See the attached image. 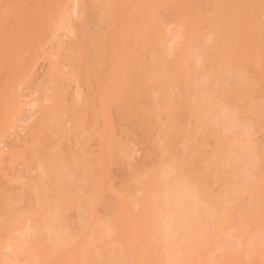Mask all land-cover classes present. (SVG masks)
Instances as JSON below:
<instances>
[{
    "label": "rangeland",
    "instance_id": "rangeland-1",
    "mask_svg": "<svg viewBox=\"0 0 264 264\" xmlns=\"http://www.w3.org/2000/svg\"><path fill=\"white\" fill-rule=\"evenodd\" d=\"M0 100V264H264V0H0Z\"/></svg>",
    "mask_w": 264,
    "mask_h": 264
},
{
    "label": "clouds",
    "instance_id": "clouds-1",
    "mask_svg": "<svg viewBox=\"0 0 264 264\" xmlns=\"http://www.w3.org/2000/svg\"><path fill=\"white\" fill-rule=\"evenodd\" d=\"M225 135H232L235 137V148L240 152H249L254 146L252 144V129L251 126L240 122L238 117H233L225 122L223 127ZM208 211V207L202 204H196L193 211ZM166 246L170 247L173 251L178 252L184 243L182 230L170 232L162 241ZM169 264H180L179 257L169 261Z\"/></svg>",
    "mask_w": 264,
    "mask_h": 264
},
{
    "label": "bare ground",
    "instance_id": "bare-ground-1",
    "mask_svg": "<svg viewBox=\"0 0 264 264\" xmlns=\"http://www.w3.org/2000/svg\"><path fill=\"white\" fill-rule=\"evenodd\" d=\"M1 94H2V96L4 95V93H1ZM5 96H6V95H5ZM10 98H11V97H10ZM3 100H4V99H3ZM0 101H1V100H0ZM1 102H3V101H1ZM6 102H7V101H6ZM3 103H4V102H3ZM9 103H10V102H9ZM1 104H2V103H1ZM4 105H6V104L4 103ZM4 105H3V106H4ZM1 106H2V105H1ZM10 106H11V105H10ZM12 106H13V105H12ZM12 106H11V109H12ZM4 109H5V108H4ZM4 109H1V112L4 111ZM6 109H7V108H6ZM6 109H5V111H4L5 114L3 113L4 115H6V112H7ZM8 109H9V108H8ZM10 111H11V110H10ZM1 112H0V113H1ZM9 114H10V113H9ZM9 114H8V115H9ZM4 115H3V117H4ZM1 117H2V115H0V119H3V117H2V118H1ZM4 118H6V117H4ZM7 118H8V116H7ZM3 120H4V119H3ZM1 127H2V126H1ZM1 127H0V128H1ZM5 128H6V127H5ZM1 130H2V129H1ZM179 198H180V197H179ZM170 200H171V199H170ZM174 200H175V199H174ZM166 201L168 202V200H166ZM171 201H172V200H171ZM180 201H181V200H180ZM165 205H166V204H165ZM162 211H163V210H162ZM169 218H170V217H169ZM165 219L167 220V218H165ZM167 222H168V220H167Z\"/></svg>",
    "mask_w": 264,
    "mask_h": 264
}]
</instances>
